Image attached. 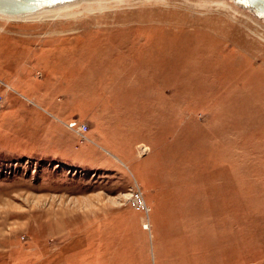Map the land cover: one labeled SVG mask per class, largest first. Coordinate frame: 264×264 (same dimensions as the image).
<instances>
[{
	"label": "rangeland",
	"instance_id": "1",
	"mask_svg": "<svg viewBox=\"0 0 264 264\" xmlns=\"http://www.w3.org/2000/svg\"><path fill=\"white\" fill-rule=\"evenodd\" d=\"M67 3L0 15V264H264V21Z\"/></svg>",
	"mask_w": 264,
	"mask_h": 264
},
{
	"label": "water",
	"instance_id": "2",
	"mask_svg": "<svg viewBox=\"0 0 264 264\" xmlns=\"http://www.w3.org/2000/svg\"><path fill=\"white\" fill-rule=\"evenodd\" d=\"M71 1L74 0H0V13L6 15H23ZM233 1L264 21V0Z\"/></svg>",
	"mask_w": 264,
	"mask_h": 264
},
{
	"label": "bare ground",
	"instance_id": "3",
	"mask_svg": "<svg viewBox=\"0 0 264 264\" xmlns=\"http://www.w3.org/2000/svg\"><path fill=\"white\" fill-rule=\"evenodd\" d=\"M71 4L69 3H63L59 4L53 7L49 8H43L41 10L31 12V13H26L23 15H6V14H1L3 16H8V17H17V18H30V19H47V18H57L61 17L64 15H68V13H63L67 11L68 8H70Z\"/></svg>",
	"mask_w": 264,
	"mask_h": 264
}]
</instances>
